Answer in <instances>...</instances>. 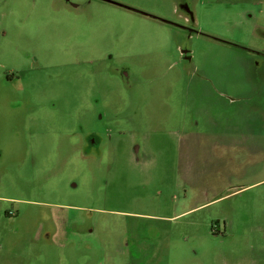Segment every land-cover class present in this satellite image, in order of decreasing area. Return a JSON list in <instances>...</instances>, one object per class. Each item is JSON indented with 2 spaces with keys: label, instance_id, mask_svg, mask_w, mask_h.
I'll return each mask as SVG.
<instances>
[{
  "label": "rangeland",
  "instance_id": "obj_1",
  "mask_svg": "<svg viewBox=\"0 0 264 264\" xmlns=\"http://www.w3.org/2000/svg\"><path fill=\"white\" fill-rule=\"evenodd\" d=\"M107 1L0 0V109L12 87L28 106L24 159L0 157V228L20 198L49 206L58 232L87 211L105 250L91 264H156L197 235L217 241L227 216L237 229L214 257L264 264V62L250 51L264 50V0ZM239 239H256L245 257Z\"/></svg>",
  "mask_w": 264,
  "mask_h": 264
},
{
  "label": "flooded vegetation",
  "instance_id": "obj_2",
  "mask_svg": "<svg viewBox=\"0 0 264 264\" xmlns=\"http://www.w3.org/2000/svg\"><path fill=\"white\" fill-rule=\"evenodd\" d=\"M108 2L107 0H104ZM109 3V2H108ZM255 25V24H253ZM198 26H196L197 28ZM253 33L259 31L263 32L264 30H259L258 25L254 26ZM197 34V31L193 30ZM201 36L203 33L200 34ZM264 35V33L262 34ZM204 36V35H203ZM263 37V36H262ZM239 40L241 44H248L243 42V38L235 37L233 40ZM224 42V41H223ZM226 42V41H225ZM235 46L234 43H231ZM242 46V45H241ZM244 51H247L244 48H240ZM184 50V49H183ZM252 51L253 53H251ZM253 56H257L262 62H264V50L262 49H253L250 50ZM188 52V50H185ZM187 54V53H186ZM186 54L183 57L186 59ZM189 56V54H187ZM119 74L123 79L129 81L130 73L127 69L123 68L119 71ZM262 78V77H261ZM260 79V78H259ZM15 79L13 78L11 81H6V86L11 85ZM260 85V84H259ZM11 89V88H10ZM13 93V94H12ZM12 93H7L8 97H10V104L4 105V110L6 111V115H3V110L0 109V132H5V142L4 146L1 148H6L5 153L0 152V157L8 153V148H10L12 154H14L17 163L22 161L25 157V152L23 147L21 148L20 144L22 142V133H18L15 131L19 129L18 123L21 117H23V112H28L27 103L23 105L24 110L19 111L20 104L17 102H13L14 97H19V91L15 90L12 87ZM14 96V97H13ZM99 102V99L96 100V103ZM263 106L257 105V110L259 113L264 114V111L261 110ZM30 110V109H29ZM98 114L96 116V121L99 122L103 119L105 111L103 108H99ZM26 116V115H25ZM81 138H82V149H85V153L88 154L96 148L92 143L95 142L93 138V134L87 133L86 130L81 129ZM18 135V136H17ZM3 140V141H4ZM0 141H2V137H0ZM21 141V142H20ZM5 150V149H4ZM26 151V150H25ZM12 163H3L0 165L1 168H4L6 165H11ZM222 196H218L217 199ZM19 204H23L25 210H9L6 209L3 211L5 219V226L0 228V241L3 239L6 240L7 246L5 247V252L11 257V262H4L3 264H91L92 257L91 253L96 252L98 256H105V250L101 243L98 245H94L95 238L97 239V232L95 228L97 226L96 217L88 215L83 217L82 224L84 226H79V220L81 217L75 219L72 223L73 234L69 239L64 241V243L59 242L56 239V235L58 232V227L55 224L54 219L52 218L49 211V206L41 203L40 201L34 199H18ZM13 204V202H12ZM3 207V206H2ZM84 212H82L83 214ZM224 223H222V230L218 233L219 237L217 241H212L210 236H202L197 235L192 239H187L186 242H183L179 245L174 246L171 249L172 257L170 260L166 258L161 251L159 250L158 257H155L157 260L156 264H160L161 259L165 261H171L174 257L175 260L179 264H222V261L212 254V251L218 249V247L224 246L226 241L225 233L228 232L231 227L237 229L234 226L233 220L227 218V216L223 217ZM17 222V226L15 225ZM10 223H14V225H10ZM9 225L12 228H9ZM78 227V229H77ZM245 228V227H242ZM21 231H24L27 234L25 239H30L27 248L24 247L20 252L17 251V247L20 243H22L25 239H19L16 236L20 234ZM75 232V233H74ZM79 239V240H73ZM240 241L244 240L243 253L244 257L246 256L245 247L248 243H255L256 239H239ZM258 245L263 244L262 239H257ZM252 241V242H251ZM39 249L41 252L36 255L35 250ZM70 248L77 250V253L72 254ZM100 253V254H99ZM264 253V252H263ZM84 255H87V259H84ZM2 262V260H0ZM97 264V262H96Z\"/></svg>",
  "mask_w": 264,
  "mask_h": 264
},
{
  "label": "crops",
  "instance_id": "obj_3",
  "mask_svg": "<svg viewBox=\"0 0 264 264\" xmlns=\"http://www.w3.org/2000/svg\"><path fill=\"white\" fill-rule=\"evenodd\" d=\"M214 1V0H213ZM211 1V3L213 2ZM69 218L66 219V221L62 222L63 224H61V227H59V232L56 236V239H59L60 242L64 243V241H66L67 239L70 238V236L73 234V230L69 227V222L68 221ZM99 229H100V225L97 228V239H99ZM76 232V230H74ZM74 232V233H75ZM96 239V238H95Z\"/></svg>",
  "mask_w": 264,
  "mask_h": 264
},
{
  "label": "water",
  "instance_id": "obj_4",
  "mask_svg": "<svg viewBox=\"0 0 264 264\" xmlns=\"http://www.w3.org/2000/svg\"><path fill=\"white\" fill-rule=\"evenodd\" d=\"M215 39H217V38H215ZM218 40H221V39H218ZM221 41H223V40H221Z\"/></svg>",
  "mask_w": 264,
  "mask_h": 264
}]
</instances>
